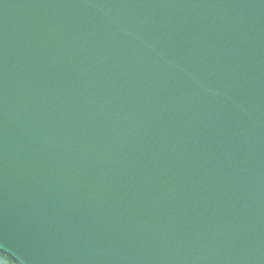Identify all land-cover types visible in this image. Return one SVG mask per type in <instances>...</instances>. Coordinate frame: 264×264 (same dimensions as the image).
Returning a JSON list of instances; mask_svg holds the SVG:
<instances>
[{
	"label": "water",
	"instance_id": "water-1",
	"mask_svg": "<svg viewBox=\"0 0 264 264\" xmlns=\"http://www.w3.org/2000/svg\"><path fill=\"white\" fill-rule=\"evenodd\" d=\"M0 251L264 264V0H0Z\"/></svg>",
	"mask_w": 264,
	"mask_h": 264
},
{
	"label": "bare ground",
	"instance_id": "bare-ground-1",
	"mask_svg": "<svg viewBox=\"0 0 264 264\" xmlns=\"http://www.w3.org/2000/svg\"><path fill=\"white\" fill-rule=\"evenodd\" d=\"M12 258L13 257H11V259ZM11 259L7 256V254L0 251V264H19L18 260H15L17 263H12Z\"/></svg>",
	"mask_w": 264,
	"mask_h": 264
}]
</instances>
